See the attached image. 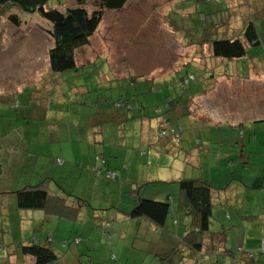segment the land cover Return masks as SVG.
I'll use <instances>...</instances> for the list:
<instances>
[{
	"label": "crops",
	"instance_id": "crops-1",
	"mask_svg": "<svg viewBox=\"0 0 264 264\" xmlns=\"http://www.w3.org/2000/svg\"><path fill=\"white\" fill-rule=\"evenodd\" d=\"M255 1L257 0H215L212 2L216 4V7L219 6V4L221 5L222 2L223 4H230V2H234L239 4L244 10L246 9L245 7L249 9V12L254 10V14H252L253 16L247 18L246 22L253 20L256 26L257 18H264V10L261 11L258 9L259 4H256ZM129 2L130 1L127 0L123 8L119 11L126 9L127 6H131V3ZM196 2L201 3L200 1ZM62 5H64V3H61L60 6ZM197 10L198 5L194 8H186L181 12L188 13L177 17L180 19V17L185 15L183 18H188L191 14L194 15ZM171 13H173V10L168 14L169 19ZM219 16V10L213 12V25L215 24L219 27L220 25L227 26L226 34L222 37L227 34V36L232 35L233 28L231 27H235V24L232 23L231 20L227 19H223L218 24L221 20ZM244 23L242 22V27ZM189 26L193 27L191 22H188L187 26L183 22V27ZM46 31H50V29H47ZM218 34L220 35V33ZM194 39L195 40L193 42H189L188 45L187 43H182L184 47H186V45L187 48L192 47V50L190 49L184 51L185 55L188 54V57H184L183 60L185 59V62L183 64L180 63V66H177L178 68L171 73L172 75L170 80L179 72L181 67L186 69L192 67L193 70L200 73L197 79L188 71L186 75L188 74L193 76L194 80L188 82L187 80L185 81L186 78L184 76L177 75L178 79L176 81H171L174 83L173 88L171 90L169 89L163 95L164 106L162 109L158 106L160 104L143 106L139 101V103L135 104V107H131L129 99L127 106L123 105L126 106L127 110L137 112V114L132 115L130 119L129 117H125V121L130 120L129 124L131 126L132 124H138V126H140V131H138V138L140 142L137 145L139 148V154L137 155V152L134 151L130 156V169H128V166L123 163L122 165L125 167V170L120 168L119 175L116 173L119 170L115 167H119L121 158L124 159L127 155V152H124L122 156V153L119 150V148L121 149L124 147L126 138L118 137L116 135V139H118L116 141L119 143L115 145V147L118 148L117 151L112 149L110 147L112 143L108 145L103 137L93 136L92 131V128H99V124L102 123L108 122L111 125V123L115 121V124H117L118 117L116 115L112 116L106 112L102 113V111H98L100 112L99 114L86 118L88 119L93 117L94 120L89 119V124L83 126L82 129L78 126L79 130H66L64 132L65 136H60L61 130L58 123L62 124L65 120L66 127L68 129L69 124L67 122L69 118L53 117L52 112L54 110L51 108L52 106L45 103L48 102L50 95L54 94L59 98V104L57 107L65 108L67 113L69 106L64 104V100L66 99H64V97H66L71 90L69 88H60L52 91V89H44L43 86L40 87L41 89L33 88L32 84L40 83L43 80V75L49 72L48 51L52 47V42L51 46L44 51V70L39 71L38 69L31 72V74H34L35 78L33 83L23 85V88L20 91H18L17 88H11L10 90L3 92L0 91V95L9 97V108H13L15 110L14 115H12L13 117L9 116L8 111H6L8 110L6 109L7 107L3 105L6 104L5 100L0 98V111L4 112L2 117L0 115V224H10V226H15L19 229L17 235H9L7 241L4 240L0 234V264H34V258L22 255L20 252L21 246H25L31 242L44 243L47 241L51 243L53 248V245L55 247V245L58 244L55 240L63 241L64 239H73L80 230L78 225H76L77 222L89 217L94 218L96 214H98L97 218L100 219L102 215L97 212H106L108 209H112L113 205H119L115 204L117 202H112L110 199V203L106 204V202H103L102 199L106 196L105 192H108V194L111 195L114 189V195H116L120 203H123L124 200H126L125 204L129 207H133L136 202L133 198H130L132 197V190L140 187V191L142 192L149 186H152L151 188L154 190L149 193L152 195V199H160L158 201H162L166 197V199H169L170 202L176 203V211L183 216L182 219L177 218L173 220V222L167 223L172 229L174 228L172 231L167 228L166 223L164 228L160 229V231H164L165 228L167 229L165 230L166 234H164V236L168 235L171 238V241L174 243V247L170 250H164L162 255L156 256V261L158 264H173L175 262V264H195L194 254H192L189 248L183 247L181 244V240L183 239L186 231L188 230V225L190 224V218L178 210L177 201L179 189L177 181L182 178L199 179L204 182L211 183L215 188L211 191L212 214L209 231L219 237L222 240V244H219V248L213 250L216 245H211V236L207 234L205 238V246L201 251L203 257L202 262H204V254L209 259L208 264H219L221 262L222 264H245L244 262L247 261L256 262L254 259L250 260L247 258V260L245 258V254L254 253L259 249L260 243H258L257 238H264V225L261 223L264 214L259 212V208L256 206L254 211L250 210L248 212H244L242 215H239L237 212L241 209V205L238 203L240 201L241 204L246 202L250 205L251 209L254 208L253 199L255 198V195L253 189L243 185V195L240 197H232L227 193L233 188L232 185L234 182L238 183L236 178L230 179L232 182L222 186L220 183L224 182V171L221 173L218 170L213 172L212 168L209 170L208 167L207 175L196 174L195 176H188L186 174V169L191 166L190 170H194L196 169V166H198L197 168L199 170V168H201L199 162H201V159L204 157V160L209 161V154L211 153L209 143L212 142L209 124L213 126L230 123V127L236 128L234 135L237 133V136L234 140L238 138L236 143L244 145L242 146L240 152L243 153L249 151L248 149H250V146L247 149L245 142L247 139V145H249V143H251L250 140L252 139L250 138V134H246L247 130H250L249 128H246V125L253 122H263L264 113L253 116V118H251L252 120L246 119L243 112L245 111L243 109L245 107L243 97L246 95V88H244V84L248 81L250 83H254L252 86H264V73H261L260 71V68L264 69V63L259 65L260 68L257 71L260 72L255 73L253 70L258 66L255 64L256 59L250 60L249 77L246 78L239 76L237 72L230 71L231 69L223 62L225 59H214L210 56L208 44L205 43L202 47L198 46L202 43L201 37ZM9 45L10 43L7 41L0 39V73L10 74L18 72L12 76V79L26 82V80L22 78V72L18 69V67L13 68V66L11 67L9 65H5L4 63L6 60L4 54H6L5 51H7V49H10ZM202 50L206 51V59L202 56ZM96 57L97 56H94L91 60L87 59V61L82 60L84 63H80H93ZM245 57L246 56L243 58ZM217 60H221V62H217ZM262 60H264V58ZM75 61L76 65H78L76 56ZM35 62L37 63L36 60ZM203 64L206 68L208 65H210V67H215L217 64L223 67L226 66L225 69L229 70V72L215 76L213 71L207 70L205 72L202 70ZM234 69H237V64H235ZM19 74L21 75L19 76ZM116 76L118 75L116 74ZM124 77H126V75L121 76V78ZM181 78H183L184 81H181ZM146 80L153 79L147 76ZM190 82L196 83L195 88L188 89L187 87L186 89V86ZM29 88L30 90L26 92ZM182 88L183 91H181ZM81 91L82 93H87L85 90ZM240 96H242L241 99ZM235 97L237 98L235 99ZM167 99L170 101L166 102ZM174 100L176 104L168 106L169 102ZM259 102L263 103L264 99H261ZM14 104L16 105L13 106ZM22 104L23 107L21 106ZM150 107H154L152 111L150 110ZM157 107H159L158 111L155 109ZM165 120L168 121L170 125H167ZM91 122H94L95 124H91ZM172 122L175 123V126L182 127L181 135H179L177 140L158 139L156 136L157 131L163 127L166 128V126L174 127ZM243 127L244 129H242ZM201 129H205L206 132L200 131ZM260 133H264V131L256 130L254 137ZM196 135L201 137L203 140L197 138ZM202 143H204V146L200 149L202 151H200V153L196 152V155L200 154L199 159L197 162H193V157H195V155L192 156V154H194L192 149L200 146ZM147 146H149L148 149ZM155 146L156 148L152 150ZM97 150H100L101 152L98 154ZM180 154L189 157L186 158L184 162L179 161L176 163V161H172V156L176 158ZM161 157H165L168 161V166L165 167L167 170L155 172L152 168L157 167L160 163L159 158ZM63 159L67 162H64ZM229 161H232L231 158H229ZM229 165L231 168V165L233 164ZM75 168L79 171L75 172ZM97 170L99 171V174H96ZM112 171L116 175L114 179H110L106 175L107 172ZM69 175H73V177L76 178L79 192H72L71 187H69L74 186L71 184V181L68 182ZM262 175L263 172L260 171L257 180L259 178L263 180L264 177ZM116 179L119 181L117 184L106 183L109 180L116 181ZM42 182L47 183V190L50 193L61 196H69L71 199L72 197L78 198L84 201L76 219L71 220L63 217L50 216L40 210H21L17 207L14 192L26 188L27 186H36ZM64 182L69 185L67 188H64ZM75 189L77 190V187H75ZM237 190L238 189L234 187V192H237ZM93 192L100 197V199L98 198V207L93 206L91 196H86V193ZM169 193H173L175 196L170 197L168 196ZM247 197H250L249 202L247 201ZM102 203L108 205V207L103 208ZM245 213H249V215H245ZM126 214L127 213L115 207L114 216L117 220L127 222L129 219H135L129 218ZM10 215H15V218H9ZM167 221L168 217L166 222ZM141 222H145L147 228H153L154 230L159 231L147 220ZM245 222L250 224L257 222L260 223V227L258 228L260 232L251 235L252 237H257L256 239L246 238V230L244 229ZM106 227L101 225L99 226V229H102L101 239L105 238L108 240V237L105 235V231H107ZM22 228H27V231H23ZM114 229L116 232H119L120 226L116 225ZM64 231L67 232L66 235L62 234ZM3 232L4 230L0 226V233ZM85 233L86 229L82 228L79 240H77L79 250L77 251L74 249V256H80L83 253L90 252V236H87L86 243H83L82 240ZM108 235H110L109 232ZM5 243H7V246L4 245ZM73 244L76 245V243ZM80 245H83L81 249ZM242 247L250 248L251 250L248 249V251L245 252ZM66 248L67 245L65 244L60 247V249ZM231 250H235V253L240 256V259H238L236 257L238 255H235V253ZM56 255L58 260L59 255L57 253ZM229 257L231 259H229ZM242 260L244 262H242ZM75 263V261L74 263L66 261L63 264ZM254 264H264V255Z\"/></svg>",
	"mask_w": 264,
	"mask_h": 264
},
{
	"label": "rangeland",
	"instance_id": "rangeland-1",
	"mask_svg": "<svg viewBox=\"0 0 264 264\" xmlns=\"http://www.w3.org/2000/svg\"><path fill=\"white\" fill-rule=\"evenodd\" d=\"M59 1L64 3L62 6L57 5L59 7L57 9L60 11L76 6L74 0ZM129 1L131 6H127V8L122 11L113 12L114 10H112L104 13L98 29L90 38L89 44L75 52L78 62L76 70H70L63 73H52L49 71L47 74L43 75V80L40 83L32 84L34 89H41L40 87L43 86L44 89H52V91L60 88H69L71 90V92L64 97V99L66 98L64 100V104L69 106L67 113L65 108L57 107L59 104V98L54 94L50 95L48 102H44L45 104H50L52 106L51 108L54 110L52 112L53 117L69 118L67 122L69 124L68 129L66 127L65 120L62 124L58 123L61 130L60 136H65L64 132L66 130H79L78 126L82 129L83 126L89 124V119L94 120L93 117L88 119L86 118L99 114L100 112L98 111H102V113L106 112L112 116L116 115L118 117L117 124H115V121H113L111 125L106 122L99 124V128H92L93 136L103 137L105 142L108 145L112 143L110 147L117 151L118 148L115 147V145L119 143L116 141L118 140L116 139V135L118 137L126 138L124 147L121 149L119 148V150L121 151L122 156L124 152H127V155L124 159L121 158L119 167H115L119 170L117 172L115 171L117 175L120 173V168H125L122 165L123 163L128 166V169H130L129 161L132 152L135 151L137 152V155L139 154V148L137 145L140 142L138 138L140 126H138V124H132L131 126L129 124L130 120L125 121V117H129L130 119V117L134 114L136 115L137 112H131L130 110H127L126 106H123L124 104H128L129 101L127 100L133 99L135 101H139L143 106L160 104L158 106L162 109L164 106L163 95L169 89L171 90L173 88L174 83L171 81H176L178 79L177 75L187 78V71L194 75L196 79L200 75V73L193 70L192 67L187 69L181 67L179 72L170 80L172 75L171 73L178 68L177 66H180V63L183 64L185 62V59L183 60V58L188 54L185 55L184 51L190 49L192 50V47L187 48L188 43L192 41L191 37H205V39H212L222 38V36L226 34L227 26L220 25L219 27L215 24L213 25V12L219 10V18H221V20L218 24L223 19L231 20L232 23L235 24V27H231L233 28V33L238 34L242 29V22H246L247 18L250 16L252 17V14H254V10L249 12L247 7H245L246 9L244 10L239 4L234 2H230V4H223L222 2L221 5L219 4V6L216 7V4L213 3L215 0L210 3L209 0L205 3H197L195 0ZM255 3L259 4V7L257 6L258 9L261 11L264 10V1L257 0ZM197 5L198 10L194 13V15L191 14L189 17L187 16L188 18H183L185 17V15H183V17L178 19L177 16H182V14L188 13L181 12L182 10L186 8H194ZM86 9L89 11L94 9L92 1L87 2ZM172 10L173 13L170 14L169 19L168 14L172 12ZM12 13L16 14L20 20L19 26H15L7 20L6 17ZM9 14L0 18V39L10 43V49H7V51H5L6 54H4L6 58L4 63L5 65H9L11 67L13 66V68L18 67V69L22 72V75L19 74V76L21 75L26 82L12 79V76L18 72L10 74L0 73V91L2 92L10 90L11 88H17V90L20 91L22 90L23 85L33 83L35 78L34 74H31V72L38 69L39 71L44 70V51L51 46L52 42L51 38L47 34L48 31H46L47 29L51 30V24L42 19L40 16L36 14L32 16L23 15L15 9ZM171 21L176 25H174ZM183 22L186 26L188 22H191L193 27H183ZM171 23L174 26H172ZM256 27L260 37V44L256 46H247L245 58L223 61L227 67L231 69L230 71H235L239 76L246 78L250 75L249 61L252 59H256L255 64L258 65L253 71L255 73L260 71L261 73H264V69L259 66L264 63V60H262L264 58V18H257ZM218 33H220V35ZM182 43H187L186 47H184ZM205 54L206 51L202 50L203 58H205ZM94 56L97 57L93 63L81 64L84 63L83 61H87V59L91 60ZM217 62H221V60H217ZM235 64H237V69H234ZM225 68L226 66L223 67L219 64L215 67H210V65L207 66V70L213 71L215 76L229 72V70H226ZM259 68L260 71H257ZM116 74L118 76H116ZM125 75L126 77L121 78V76ZM147 76L153 80H146ZM253 84L254 83H250L248 81L244 84V88H246V95L243 97L245 106L243 108L245 111L243 112L247 120H252L251 118H253V116L264 113V102H259L261 99H264V86H252ZM195 85L196 83L190 82L186 86V89L187 87L188 89H193L195 88ZM80 89L87 91V93H82ZM28 90H30V88L27 89L26 92H28ZM181 91H183V88ZM0 98L5 100L6 104L3 105L7 107L6 109L8 110L6 111H8L9 116L13 117L12 115H14L15 110L13 108V110L9 108V97L0 95ZM236 98L237 97H235V99ZM241 98L242 96H240V99ZM168 101L170 100L167 99L166 102ZM15 105L16 104L13 106ZM21 106L23 107V104ZM130 106L135 107V103H131ZM153 108L154 107H150V110L152 111ZM0 115L2 117L4 112L0 111ZM91 124L95 123L91 122ZM172 124L174 125L175 123L172 122ZM246 128L250 129L247 130L246 134H250V138L252 140H250L251 143L247 145L246 139L245 146L247 149L250 146V149H248L249 151L247 152L241 153L240 151L244 145L236 143L238 138L234 140L237 136V133L234 135L236 128L230 127V123L213 126L209 124V130L211 131L212 138V142L209 143L211 152L209 154V161L204 160L205 157L202 158L201 162H199L201 168L198 170V166H196V169L190 170L191 166H189L186 169V174L188 176H195L196 174L207 175L208 167L209 170L212 168L213 172L218 170L221 173L224 171V182L220 183L222 186L232 182L230 180L232 178H236L238 180V183L234 182L232 185L233 188L227 193L228 195L232 197H240L243 195V185L253 189L255 195V198L253 199V209H251L250 205L246 202H243L242 204L241 201L238 202L241 205V209L237 211L238 214L242 215L244 212H248L250 210L254 211L255 206L259 208V212L264 214V178L263 180L260 178L257 180L260 171L263 172L262 176L264 177V133H260L254 137L256 130L264 131V121L248 123ZM242 129H244V127ZM200 131L206 132L205 129H201ZM198 135H196V137L203 140ZM203 146L204 143L192 149L194 153L192 156L195 155V157H193V162H197L199 159L200 154L196 155V152L200 153V151H202L200 149ZM148 148L149 146H147V149ZM155 148L156 146L153 147L152 150ZM97 152L99 154L101 151L97 150ZM188 157L189 156L180 154L176 158L172 156L171 159L172 161H176V163H178L179 161L184 162ZM229 158H231L232 161H229ZM159 159L160 163L157 167H153L152 169L155 172L166 171L167 169L165 167L168 166V161L165 157H161ZM64 162L67 161L64 160ZM229 164H233L231 165V168ZM77 171L79 170L75 168V172ZM70 181L74 186H69L64 182V188L69 186L71 187L72 192H79L78 183L73 175H69L68 182ZM118 182L119 181L116 179V181L109 180L106 183L117 184ZM75 187H77L78 191ZM151 187L152 186H149L147 189L143 190L141 192V197L150 200H160L152 199L153 197L149 193L154 190ZM234 187L238 189L237 192H234ZM105 195L106 196L102 199L103 202H106L107 204L110 203L111 200L112 202H117L115 204L119 205H113L112 209H108L106 212H97L102 215L100 219L97 218L98 214H96L94 218L89 217L77 222L76 225H78L80 230L74 238L72 237L74 240L70 238L64 239L63 241L55 240L58 244H56L55 247L53 245V248L59 255V259L54 261L52 264H63L66 261H70L72 263L75 261V264H158L155 257L162 255L164 250H170L174 247V243L171 241V238L168 235L164 236V234H166V228L164 231H156L153 228L149 229L147 228L145 222H141L145 221L142 220L143 218L129 219L127 222L117 220L114 216L115 207L125 213L131 212L133 207L127 206L125 204L126 200H124L123 203H120L119 199H117L116 195H114V189L111 195H109L108 192H105ZM86 196H91L93 206L98 207V201L100 199L99 195L93 192L86 193ZM168 196L174 197L175 195L173 193H169ZM247 199L249 202L250 197H247ZM166 200L167 199L165 197L162 201ZM102 204L103 208L108 207V205H105L104 203ZM169 204L170 212L166 224L173 222V220L177 218H183L182 214L178 213L175 209L176 203L169 201ZM245 215H249V213H245ZM9 218H15V215H10ZM262 219L261 223L264 225V215ZM101 225L105 227L107 225H111L106 227L107 231H105L110 234L108 235V240L104 237V239H101L102 229H99V226ZM116 225L120 226L119 232H116L114 229ZM0 226L4 230V232L0 234L6 241L9 238V235L16 236L19 231L17 227L10 226V224L3 223L2 225L0 224ZM166 226L171 231L174 229H172L169 224ZM259 227V222L252 224L245 222L244 229L246 230V238L256 239L257 237H252L251 235L260 232L258 229ZM82 228L86 229L85 236L82 238L83 243H86L87 236H90V252L83 253L80 256H74V249L77 251L79 250L77 240H79ZM22 229L23 231H27V228ZM62 234L66 235L67 232L64 231ZM257 241L260 243L258 251L254 252L252 247L254 252L252 260L254 259L256 262L264 255V238L260 239V237H258ZM73 243H76V245ZM63 244L67 245L66 249H60ZM4 245L7 246V243ZM81 247H83V245H80V249ZM242 248L245 252H247L248 249L251 250L246 247ZM231 251L234 253L236 252L235 250ZM235 255L238 254L235 253ZM203 256L204 262H198V264H208V257L205 254ZM236 257L240 259L239 255ZM229 259L231 258L229 257ZM242 262L244 261L242 260ZM256 262L247 261L244 263L254 264ZM219 264H222V262Z\"/></svg>",
	"mask_w": 264,
	"mask_h": 264
},
{
	"label": "trees",
	"instance_id": "trees-1",
	"mask_svg": "<svg viewBox=\"0 0 264 264\" xmlns=\"http://www.w3.org/2000/svg\"><path fill=\"white\" fill-rule=\"evenodd\" d=\"M76 6L66 8L64 11L58 10L57 5H61L59 0H0V18L7 16L12 10L23 15H38L51 24L48 35L52 41V47L48 51L49 71L52 73H63L76 70L75 52L90 42L106 11H119L123 8L127 0H74ZM92 1L94 9H86L87 2ZM202 3L207 0H195ZM214 0H209V3ZM7 20L15 26H19L20 20L16 14H9ZM172 22V21H171ZM173 23V22H172ZM171 25H176L173 23ZM228 35V34H227ZM225 35L222 38L205 39L201 37V44L209 45L210 56L214 59L225 60L241 59L246 54V46H256L260 44L259 33L253 20L244 23L241 31L232 35ZM195 37H191L192 42ZM204 42V43H203ZM203 66L205 72L207 68ZM187 73V72H186ZM186 80H194L193 76L186 75ZM192 77V80H189ZM134 78V77H133ZM184 81L183 78L180 79ZM133 81V80H131ZM133 97V96H132ZM131 103H139L129 99ZM127 100V101H129ZM175 100L169 102L168 106L175 105ZM127 106V104H124ZM143 108V107H142ZM158 108H155L158 111ZM166 121V120H165ZM167 125H170L166 121ZM182 127H163L156 133L158 139L177 140L181 134ZM173 130L174 135L167 138H159V132L163 130ZM106 172V171H105ZM178 210L190 218V224L181 244L189 248L194 254L195 264L202 262L201 251L205 246L206 235L211 236V245L222 244V240L209 231V224L212 214L211 191L215 189L211 183L199 179L182 178L177 181ZM140 187L132 190V198L135 200L131 212L126 215L129 218H143L147 220L157 230L164 228L170 212L169 199L166 201H156L141 197ZM17 207L21 210H40L46 215L76 219L84 201L78 198H69L50 193L47 190V183L42 182L36 186H27L14 192ZM110 225H107L109 227ZM108 237V232H105ZM23 256L34 258V264H50L57 260L50 242H31L20 247ZM1 251V250H0ZM253 253H246L245 258L252 260ZM167 260V259H166Z\"/></svg>",
	"mask_w": 264,
	"mask_h": 264
},
{
	"label": "built area",
	"instance_id": "built-area-1",
	"mask_svg": "<svg viewBox=\"0 0 264 264\" xmlns=\"http://www.w3.org/2000/svg\"><path fill=\"white\" fill-rule=\"evenodd\" d=\"M189 80H192V77H189ZM174 132H175V131H173V130H167V129H165V130L159 132L158 137H159V138H167V137H169V136L174 135ZM178 137H179V135H178ZM178 137H176V138H178ZM97 159H98V158H97ZM58 162H60V161H58ZM95 170H96V169H95ZM96 174H99V171H98V170L96 171ZM106 175H107V177L110 178V179H114L115 176H116L115 173H113V172H107Z\"/></svg>",
	"mask_w": 264,
	"mask_h": 264
}]
</instances>
